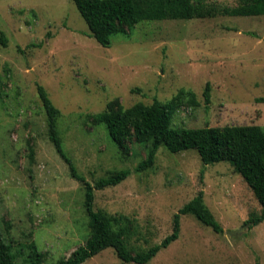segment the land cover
Instances as JSON below:
<instances>
[{
  "label": "rangeland",
  "instance_id": "obj_1",
  "mask_svg": "<svg viewBox=\"0 0 264 264\" xmlns=\"http://www.w3.org/2000/svg\"><path fill=\"white\" fill-rule=\"evenodd\" d=\"M39 85L60 111L64 147L80 175L95 184L130 172L95 191V209L129 229L131 249L160 244L180 209L200 194L224 229L216 234L194 214L183 215L179 239L148 264H264V221L249 223L262 208L229 162L205 165L196 150L161 147L155 165L138 173L146 148L121 150L91 119L117 102L166 103L185 89L199 106L180 108L172 128L264 129V16L144 22L105 48L73 0H0V234L17 264H30L34 244L43 264H58L90 234L84 188L49 140ZM84 264L134 263L108 248Z\"/></svg>",
  "mask_w": 264,
  "mask_h": 264
},
{
  "label": "trees",
  "instance_id": "obj_2",
  "mask_svg": "<svg viewBox=\"0 0 264 264\" xmlns=\"http://www.w3.org/2000/svg\"><path fill=\"white\" fill-rule=\"evenodd\" d=\"M86 22L91 36L105 48H109L116 36L128 35L144 22L163 20L208 19L218 16H264V0H238L235 7H224L207 0H73ZM4 37V36H3ZM2 43L6 45L4 38ZM39 98L47 116L49 140L58 155L68 165L72 178L80 182L85 191V209L89 217L90 234L85 244L79 246L69 258L58 264H84L108 248L127 263L148 264L158 253L177 241L181 231V217L194 214L216 234L224 229L200 194L187 203L175 216L173 232L160 244L139 252L128 246L129 229L119 228L108 213L95 209L96 190L116 186L126 180L130 172L122 170L91 184L80 175L73 160L67 154L58 127L60 111L54 106L44 87L38 86ZM210 84L204 91L206 104L210 100ZM184 106L197 107L199 102L192 91L182 89L163 103L157 99L151 105L138 103L124 108L120 103L106 111L91 116L94 125L104 126L112 141L123 150L128 144L146 148V158L136 171L145 172L155 165L158 150L166 148L171 154L196 150L205 165L229 162L241 175L262 208V215L249 221L257 226L264 221V129L260 126L205 127L201 129L172 128L173 116ZM124 221V220H123ZM119 223V222H118ZM30 264H43L45 255L31 246ZM0 264H17L12 248L0 234Z\"/></svg>",
  "mask_w": 264,
  "mask_h": 264
},
{
  "label": "water",
  "instance_id": "obj_3",
  "mask_svg": "<svg viewBox=\"0 0 264 264\" xmlns=\"http://www.w3.org/2000/svg\"><path fill=\"white\" fill-rule=\"evenodd\" d=\"M246 231H247V229H242L241 231L232 232L230 234L233 235V236H239L240 234L245 233Z\"/></svg>",
  "mask_w": 264,
  "mask_h": 264
}]
</instances>
